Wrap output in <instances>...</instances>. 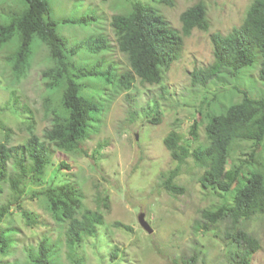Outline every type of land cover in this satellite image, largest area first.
I'll use <instances>...</instances> for the list:
<instances>
[{
  "label": "rangeland",
  "instance_id": "rangeland-1",
  "mask_svg": "<svg viewBox=\"0 0 264 264\" xmlns=\"http://www.w3.org/2000/svg\"><path fill=\"white\" fill-rule=\"evenodd\" d=\"M197 1H202L206 7L209 27L207 31L194 29L183 38L181 57L172 63L163 81L149 85L135 79L128 92L120 91L112 99V84L105 82L106 79L99 81L94 90L106 105L96 130L89 132V138L80 143L78 152L51 150V164L44 176L48 184L76 183L84 193V205L92 209L102 207L97 194L107 197V210L100 208L103 223L96 227L95 235L85 236L76 248V255L84 264H186L190 256L195 258L193 264H236L231 261L230 246L224 239L226 221L212 226L202 220L201 212L218 204L219 196L200 188L197 178L202 168L190 157L177 164L163 138L174 131L182 140H188L190 147L206 144V117L203 115L210 106L218 104L214 107L218 109H213L219 113L229 100L236 101L239 94L231 92L233 87L246 90L252 96H264V83L258 79L256 63L243 68L239 77L225 84L193 85L189 76L195 67L212 62L210 35L226 34L239 25L252 0H173L172 6L158 2L154 6L173 28L179 29V14ZM2 6L21 10L19 0H0V13ZM114 6L118 7L116 3ZM50 8L57 19L79 17L84 12L100 15L102 21L98 19L94 25L59 24L56 29L73 43L84 38L87 31L89 35L97 34L101 26L110 44L103 58L116 62L118 70L126 67L125 57L116 49L109 25L111 16L120 12L113 9L112 0H50ZM7 51L6 46L0 49V142L13 146L28 137L26 124L34 123L38 136L49 127V120L44 116L45 91L41 80V71L48 64L45 48H36L26 75L16 81L5 61ZM192 126H195L196 138L190 135ZM247 146L248 143L234 146L230 157L242 158L241 154L248 151ZM59 160H65L69 168H58ZM175 168V183L183 192L170 194L161 186V174ZM2 186L0 203L11 199L8 184ZM27 186L20 204L22 210L35 217V223L26 224L15 204L11 205V213L1 227L14 241L8 254H0V264H28V250H34L43 236L59 243V255L53 264H71L66 257V224L55 222L43 200L35 194L41 186ZM141 213L150 231L140 225ZM200 219L209 229H196L195 222ZM124 224L130 230L125 229ZM244 225L259 242L250 264H264L263 221L254 217Z\"/></svg>",
  "mask_w": 264,
  "mask_h": 264
},
{
  "label": "trees",
  "instance_id": "trees-1",
  "mask_svg": "<svg viewBox=\"0 0 264 264\" xmlns=\"http://www.w3.org/2000/svg\"><path fill=\"white\" fill-rule=\"evenodd\" d=\"M19 2L21 10L2 6L0 49L8 48L5 61L17 81L29 70L36 48H45L48 65L41 71V80L45 91L44 116L49 120V127L38 136L34 123L26 124L28 137L23 143L8 146L0 142V193L3 183H7L11 194L9 201L0 203V254H8L14 241L1 227L11 213V205L15 204L26 224L35 223L31 212L22 210L20 198L27 185L41 186L35 194L43 200L55 222L66 224L67 259L71 264H84L76 255V248L85 236L95 235L96 227L103 223L100 208L107 210V197L97 194L102 207L92 209L84 205V193L76 183L48 184L44 176L51 164V150L78 152L80 143L89 138L91 130H96L106 105L94 90L99 81L106 79L105 82L112 84L111 99L120 91L128 92L135 79L143 84H160L172 63L181 57L183 38L194 29L207 31L206 7L197 1L185 8L179 14L180 28L176 29L154 6L156 2L172 6L173 0H112L113 9L120 12L111 16L109 25L116 49L126 63V67L118 70L116 62H108L102 56L110 44L101 26L97 34L89 35L87 31L84 38L73 43L56 29L59 24L94 25L101 19L100 15L98 18L84 12L79 17L57 19L51 13L50 0ZM209 39L212 62L190 72L191 84H225L255 63L258 79L264 83V0H252L239 25L226 34L214 32ZM231 92L239 94L236 101L229 100L219 113L214 110L218 104L210 106L203 115L206 144L190 147L188 140H182L174 131L163 138V143L177 164L190 157L202 168L197 178L200 188L220 199L213 208L201 212L202 220L212 226L226 221L224 239L230 246L231 261L250 264L259 242L244 224L254 217L264 223V96H252L236 87ZM190 135L197 137L195 126ZM240 143H248V151L241 154L242 158H231L234 146ZM58 168H69V165L59 160ZM176 176L177 168L161 174V186L170 194L183 192L175 183ZM203 221L195 222L196 229H209ZM122 226L130 230L128 225ZM58 247V242L41 237L35 249L27 252L28 264H53L59 255ZM194 261V256H190L186 264Z\"/></svg>",
  "mask_w": 264,
  "mask_h": 264
},
{
  "label": "water",
  "instance_id": "water-1",
  "mask_svg": "<svg viewBox=\"0 0 264 264\" xmlns=\"http://www.w3.org/2000/svg\"><path fill=\"white\" fill-rule=\"evenodd\" d=\"M142 216H143V213H141L140 214V216H139V223H140V225L141 226H143V228H145L147 231H150L151 230V228H150V226L148 225V223L144 220V218H142ZM144 217V216H143Z\"/></svg>",
  "mask_w": 264,
  "mask_h": 264
}]
</instances>
